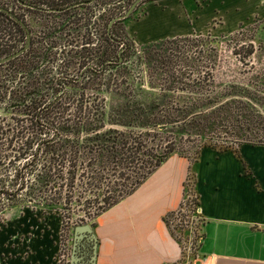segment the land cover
I'll use <instances>...</instances> for the list:
<instances>
[{
	"label": "trees",
	"instance_id": "16d2710c",
	"mask_svg": "<svg viewBox=\"0 0 264 264\" xmlns=\"http://www.w3.org/2000/svg\"><path fill=\"white\" fill-rule=\"evenodd\" d=\"M93 1L59 0L42 11L61 14ZM51 9L58 11H47ZM0 16L24 34L21 48L24 29L4 11ZM110 17L106 53L91 48V61L76 74L61 68L55 53L32 51L31 40L19 55L0 63V106L9 113L6 123L0 119V211L15 204L67 210L79 185L82 192L93 193L82 202L86 207L95 203L92 221L172 154L198 153L206 146L236 154L241 144L264 146V82L219 74L213 47L199 49L195 57L171 50L166 54L163 44L173 40L163 39L142 49L146 77L155 81L153 98H143L141 76H134V83L123 66L128 42L114 33V21L108 25ZM18 49L2 47L0 57ZM251 52L238 61L246 64L243 59ZM85 92L111 94L117 102L88 101ZM157 134L162 136L148 138ZM192 137L193 148L183 147L182 139ZM109 172L118 180L100 194ZM59 223L60 228L66 225L62 218Z\"/></svg>",
	"mask_w": 264,
	"mask_h": 264
},
{
	"label": "crops",
	"instance_id": "0c3cea01",
	"mask_svg": "<svg viewBox=\"0 0 264 264\" xmlns=\"http://www.w3.org/2000/svg\"><path fill=\"white\" fill-rule=\"evenodd\" d=\"M232 2L224 5L232 8ZM248 7L264 16L263 1L259 6L251 0ZM146 17L136 26L140 41L173 33H148ZM167 20L178 28L171 16ZM187 174L198 212L192 234L198 233V240L190 252H181L166 215L182 202ZM20 220L0 231L7 236L0 241V263L56 264L55 231L39 217ZM89 225L93 264H264V146L241 144L236 154L206 146L192 163L170 155Z\"/></svg>",
	"mask_w": 264,
	"mask_h": 264
},
{
	"label": "rangeland",
	"instance_id": "374dc122",
	"mask_svg": "<svg viewBox=\"0 0 264 264\" xmlns=\"http://www.w3.org/2000/svg\"><path fill=\"white\" fill-rule=\"evenodd\" d=\"M33 1L43 4L41 7H47V5L59 2V0ZM64 1L66 0H62V2ZM134 1L95 0L86 5L71 7L61 14L26 9L16 0H0V6L6 8L25 24L29 31V38L33 42L32 51L55 53L54 56L60 62V67H67L71 74H76L84 63L91 61V57L94 55L90 51L91 48L94 49L95 54L106 53L107 44L104 40V31L108 18L111 16L110 18L113 19L123 15ZM225 1L138 0L126 17L114 20V33L119 38L126 40L129 46L123 53V66L132 73L131 76H133L134 83L138 82L134 76H141L142 81H139V83L144 90L143 95L145 96L143 98H153L154 90L152 86L155 81H150L146 77V70L142 64L143 62L145 63L142 57L145 56L146 51L142 53V49L145 45L158 43V41L163 39L173 40L163 44L166 54H168L167 51L171 50V52L178 54H188V56L194 54L193 56L195 57L200 55L197 53L199 49L203 50L205 46L213 47L216 53L219 54V61L215 67L219 74H223L225 78L227 76L235 78V80L247 78L252 84L255 81H257V84L264 82V16L261 15L260 9L245 8L251 0H234L232 8L224 5ZM257 1L259 6H261L262 1L264 2V0ZM169 16L178 25L177 29L170 24V19L167 20ZM144 17H146L145 21L148 20L146 22L148 33L152 35L159 32L168 33L169 31L173 33L160 36L155 40L140 41L136 26L138 22L144 20ZM4 22L6 21L0 16V48L3 47V49L7 50L18 49L17 47L24 39V34H21L15 26ZM174 29L175 31H173ZM187 34H189L188 37H183ZM50 44L54 45V47H51ZM250 49L252 51L250 57L243 59L246 64L239 62L238 58ZM154 51L159 52L157 49L151 52L154 53ZM151 52H149L150 55ZM156 64L149 65L153 67ZM115 69L118 68L111 70L114 71ZM83 98L88 101H100L102 98L106 106H114L117 102V98L111 94L96 95L94 92H85ZM8 115L9 113L5 108L0 106V119L6 123ZM159 136H162V134L148 138L158 139ZM188 139L193 141L188 142L182 139V146L192 149V143L196 142V138ZM192 152L190 150L185 156H177L187 163H192L197 156V153ZM110 173L106 174V180L101 183L100 194H104V190L113 181L118 180L113 179ZM118 183H122V181L120 180ZM183 190V197L185 195L190 196L185 200L183 211H180L181 219H179V223L173 226L172 234L176 240L182 237L183 240L190 236L191 238H188L191 239L192 250L197 244L198 238L196 237L198 233H189V235L188 233H183L188 231L186 228L188 224L191 225L192 231L194 226L198 225V220L191 219L195 200L191 191L190 174H187L183 181ZM83 197L92 198L93 193L82 192V188L76 185L72 194L71 205H69L67 210L61 205L56 207L45 205H30L26 207L27 204L5 206L0 211V231L4 230L8 225H16L17 222L21 221V217L33 216L34 218H42L45 220L46 226L51 228V231H55L57 236L56 264H69L72 229L78 225L90 224L91 220H89V217L95 211V203L92 201L91 205L86 207L82 203ZM76 200H79V202ZM167 216L168 218L171 217L167 214L166 218ZM61 218L66 225L60 228L59 221ZM11 226L8 228L10 229ZM6 237L0 233V241H3ZM3 264H7V262Z\"/></svg>",
	"mask_w": 264,
	"mask_h": 264
},
{
	"label": "water",
	"instance_id": "95a60500",
	"mask_svg": "<svg viewBox=\"0 0 264 264\" xmlns=\"http://www.w3.org/2000/svg\"><path fill=\"white\" fill-rule=\"evenodd\" d=\"M92 0H88V2H91ZM18 3L24 5V3H22L20 0H17ZM138 2V0H135L133 3H131V5L129 6V8L127 9V11L118 17H115L113 19L110 20V22L108 23V25H110L114 20L116 19H121L126 17L130 11L133 9V7L136 5V3ZM82 2H78V3H74L71 6H75L78 4H81ZM32 7V6H30ZM0 11H4L6 14H8L11 18H13L18 24H20V26L24 29L25 31V42L23 44V46L21 48H19L18 50L0 58V63H3L9 59H12L14 57H16L17 55H19L21 52H23L28 44H29V31L27 29V27L25 26V24L19 20L14 14H12L11 12H9L8 10L0 7ZM47 11H58L55 9H51V10H47ZM85 243H90V256H89V260H88V264H93V251H94V237L91 233L90 230V225L89 224H82V225H78L73 227V241H72V250H71V254H70V261L69 264H79V260L81 258V248H83V246H85ZM77 244V248L80 249V253L79 255H75L74 252V248ZM78 260V261H77Z\"/></svg>",
	"mask_w": 264,
	"mask_h": 264
},
{
	"label": "built area",
	"instance_id": "2783aa9c",
	"mask_svg": "<svg viewBox=\"0 0 264 264\" xmlns=\"http://www.w3.org/2000/svg\"><path fill=\"white\" fill-rule=\"evenodd\" d=\"M189 196L190 195H185V197H183V199H182V202H180L179 206L169 213V216H171V217L168 218V216H167L166 224L168 225L170 230L173 231V226H175L176 223H179V219H181L180 213L183 211V207L185 206V200L188 199ZM193 207H194L193 208V215L191 216V219H194L195 221H197L198 220V217H197L198 212H197L196 203L194 204ZM190 227H191V225L188 224V227H186V228L188 229L189 233H192V229ZM188 237L191 238L190 236H188ZM188 237L183 239V240H182V238H180V239L177 238L180 242V251L181 252H184V251L190 252L191 251V248H192L191 239H189Z\"/></svg>",
	"mask_w": 264,
	"mask_h": 264
},
{
	"label": "flooded vegetation",
	"instance_id": "af4514ba",
	"mask_svg": "<svg viewBox=\"0 0 264 264\" xmlns=\"http://www.w3.org/2000/svg\"><path fill=\"white\" fill-rule=\"evenodd\" d=\"M21 2L24 3V5H22V6L24 8H26V9L35 10V11H42V10H44V8L41 7V4H38L37 1H33V0H22ZM30 6H32V7H30ZM77 247L78 246L76 244V246L74 248L75 255H79V253H80V249H78ZM71 250H72V245H71V248H70V254H71ZM81 255L82 256L79 257V258H81L79 260V264H88V260H89V256H90V243H85V246H83V248H81Z\"/></svg>",
	"mask_w": 264,
	"mask_h": 264
}]
</instances>
